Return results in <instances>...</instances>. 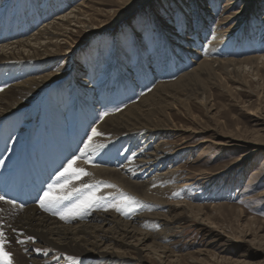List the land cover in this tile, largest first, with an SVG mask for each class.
Returning a JSON list of instances; mask_svg holds the SVG:
<instances>
[{
    "label": "bare ground",
    "instance_id": "6f19581e",
    "mask_svg": "<svg viewBox=\"0 0 264 264\" xmlns=\"http://www.w3.org/2000/svg\"><path fill=\"white\" fill-rule=\"evenodd\" d=\"M43 1L48 13L68 6L65 0H60L61 7L55 9L53 0ZM90 1L77 3L69 12H61L40 26L42 20L50 17L42 13L40 0H20L15 14L11 7L0 11V167L2 170L11 165L14 168L29 156L35 159L40 152L51 153L50 146L59 147L66 163L73 156H81L80 150L95 127L104 135L94 137L93 143L103 147L86 153L77 161L76 166L85 168L90 175L73 181V185L100 184L97 195L119 199L118 193L123 192L134 199L123 211L104 203L70 222L41 209L39 203L21 208L0 201V226L6 224L3 227L7 237L5 250L11 253L13 264H148L153 259L158 260L157 264H177L179 256L164 245L168 232L178 223L176 217L149 210L150 205L163 204L165 182L176 171L172 169V156L163 150L160 142L156 143L157 139H162L163 129L168 124L167 111L180 106L189 108L193 100L196 104L207 103L205 79L222 74L234 77L247 68L252 70L264 62V55L248 60L220 58L218 45L225 39L221 29L206 51L209 59L200 52L201 42L176 37L181 44L171 51L173 42L167 41L166 52L163 53L164 49L156 52L152 69L147 70V52L140 49L139 60H143L137 68L138 84L117 72L116 80L113 78L100 85L96 81L95 65L79 70L77 54L89 51L90 46L77 43L72 35L74 28L92 30L93 34V30L104 29V24L102 28L96 26L95 17L103 13L99 9L91 13ZM133 1L115 0L122 7L131 6ZM118 23L114 22L112 28ZM248 44L253 46L251 41ZM113 50L114 57L121 49L118 46ZM102 51L100 48L101 55ZM178 53L182 60L177 57ZM68 59L71 70L64 72L60 63ZM57 65L60 67L55 70ZM47 66H52V70L45 69ZM82 72L85 75L77 81ZM172 72L179 77L176 81L162 83L133 102L155 79H164ZM182 96H187V100H182ZM125 102L128 106L119 111ZM105 112L108 115L102 117ZM85 160L90 162L85 163ZM168 165L170 169L161 173ZM57 183L55 175L53 184ZM155 192L157 199L153 197ZM70 203L65 201V205ZM170 207L176 216L187 211L191 215L196 213V207L191 205L171 204ZM160 223L163 230L158 232L156 226ZM29 236L34 237V241H28ZM18 240L24 243L18 245Z\"/></svg>",
    "mask_w": 264,
    "mask_h": 264
},
{
    "label": "rangeland",
    "instance_id": "374dc122",
    "mask_svg": "<svg viewBox=\"0 0 264 264\" xmlns=\"http://www.w3.org/2000/svg\"><path fill=\"white\" fill-rule=\"evenodd\" d=\"M53 1L55 9L61 7L60 0ZM83 1L86 0H65L68 6L48 13L44 9L45 2L40 0L42 13L50 14V17L38 25L69 12ZM88 3L92 7L91 13L95 14L98 9L102 11L103 14H95V21L98 28L104 24V29L93 30V34L92 30L82 31L73 27L72 35L77 43L90 46V52L85 50L77 54L79 70L95 65L98 72L96 81L100 85L113 80L117 72L138 84L140 74L137 68L143 60H139L140 49L147 52L149 70L154 67L156 52L163 49V53L166 52L167 41L173 42L171 51L181 44L176 37L184 36L201 42L200 52L209 59L206 51L218 38L221 29L225 32V39L218 45L220 58L248 60L264 55V0H134L132 7L118 6L115 0H91ZM19 6L20 0H2L0 11L11 7L12 14H15ZM239 10H243L242 13L232 17ZM121 16L126 17L119 20ZM117 21L119 23L112 28ZM249 41L253 46H249ZM118 46L122 51L113 57V49ZM100 48L104 52L102 55ZM177 57L182 60L181 54L178 53ZM69 62V59L61 60L64 72L71 70ZM262 62L234 77L222 74L214 79H205L208 104H196L193 100L189 108L180 106L167 111L168 124L163 129L162 139H157L156 143L160 142L163 150L172 156V169L176 171L165 182L167 189L163 194V204L150 205L149 210L176 217L178 223L168 232L169 238L164 245L179 256L177 264H264ZM51 67L45 69L51 71ZM58 67L60 65L55 70ZM83 75L80 73L77 81ZM167 76L155 79L133 102L141 100L158 85L179 78L175 72L169 78ZM182 98L187 100V96ZM126 106L125 102L119 111ZM169 169L170 165L162 168L161 173ZM157 196L155 192L153 197L157 199ZM171 204L191 205L196 207V213L191 215L187 211L176 216V212L170 210ZM161 224L156 226L158 232L163 230ZM5 225L2 223L1 226ZM157 263L158 260L153 259L148 264Z\"/></svg>",
    "mask_w": 264,
    "mask_h": 264
},
{
    "label": "snow or ice",
    "instance_id": "6c2138e0",
    "mask_svg": "<svg viewBox=\"0 0 264 264\" xmlns=\"http://www.w3.org/2000/svg\"><path fill=\"white\" fill-rule=\"evenodd\" d=\"M2 91V89H0ZM108 113L105 112L104 116ZM104 133L93 127L91 134L87 137V142L84 143L81 149V156H73L62 167V170L57 172V184L49 185L48 189L39 197V206L45 211L52 212L58 215L61 220L70 222L72 219L82 216L89 209L100 206L104 203H109V206L114 207L117 211H123L128 207L134 198L128 196L123 192H119V199L116 197H106L97 195L100 191V184L82 183L79 187L73 185V181H79L82 177L89 176L90 173L82 167H77L79 161L86 153L94 152L97 148L103 147L93 143V138L102 136ZM85 160V163H89ZM106 187H115V185H105ZM0 201H5L9 204H15V201L6 200L5 196L0 195ZM65 201L71 203L65 205ZM23 205H21V208ZM13 231H16L13 229ZM28 241H34V237H27ZM7 237L2 226H0V264H13L11 253L5 250ZM17 243L23 244V240H18ZM27 251V249H25ZM36 252L43 251L42 249H35ZM47 255V252H44Z\"/></svg>",
    "mask_w": 264,
    "mask_h": 264
}]
</instances>
